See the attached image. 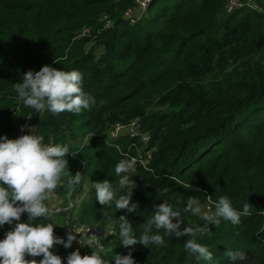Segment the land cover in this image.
Wrapping results in <instances>:
<instances>
[{
    "label": "trees",
    "instance_id": "obj_1",
    "mask_svg": "<svg viewBox=\"0 0 264 264\" xmlns=\"http://www.w3.org/2000/svg\"><path fill=\"white\" fill-rule=\"evenodd\" d=\"M226 3L155 0L148 16L133 22L124 12L135 0H0V136L30 118L31 130L45 144H68L77 153L67 157L68 171L82 178L71 188L70 177L62 178L57 193L68 200L71 192L75 199L83 176L118 185L116 164L141 144L131 136L105 142L106 130L115 124L139 118V129L150 134L152 159L146 167L137 164L132 177L138 211L117 210L114 201L100 205L93 187L91 197L69 212L80 222L114 227L103 242L111 264L116 253L129 251L135 264H230L228 250L246 253L240 264H264V0L255 5L243 0L232 12ZM104 13L113 19L107 28ZM85 28L89 34H83ZM45 64L82 72L84 91L103 105L79 114H41L24 106L14 83ZM209 195L213 208L227 195L238 210L250 203L252 213L238 225L223 219L219 227L209 225L212 232L198 242L213 252L212 261L189 254L184 244L190 237H165L162 246L121 245V215L139 235L155 204L182 208L190 196L206 203ZM61 216L51 213L33 223H53L55 235L66 239L70 229L58 223ZM27 219L24 213L21 221ZM193 224L204 221L184 214V226ZM13 227H0V240ZM78 248L82 255L93 251L74 242L52 251L67 264L68 254Z\"/></svg>",
    "mask_w": 264,
    "mask_h": 264
},
{
    "label": "clouds",
    "instance_id": "obj_2",
    "mask_svg": "<svg viewBox=\"0 0 264 264\" xmlns=\"http://www.w3.org/2000/svg\"><path fill=\"white\" fill-rule=\"evenodd\" d=\"M83 82V73L79 70L65 71L45 64L38 71L29 70L24 73L22 80L14 83V89L24 106L41 114L46 111L52 114H79L83 109L103 105V102L97 105L95 97L84 91ZM76 155V152H70L68 144H45L44 138L31 129L29 134L16 139H10L6 134L0 137V227L14 225L6 232L5 238L0 240V264H64V258L52 249L56 245L71 247L77 240L81 245L90 246L93 251L82 255L78 248L68 254L67 264H111L110 259L105 258L107 252L104 245L99 243L96 236L81 243L74 229L68 232L65 239L55 235L56 225L53 223H33L41 217H50L51 212L45 201L61 185L62 178L70 177L69 188L80 183L81 173L71 175L68 171L67 157ZM136 165V158H129L125 154V158L115 166V174L120 177L118 185L109 179L94 183L96 200L100 205L110 207L114 201L117 210H125L126 213L138 211V202H133L136 184L132 176L128 175L136 169ZM124 189L126 193L117 198L118 193ZM214 207V211L204 210L195 196L188 197L182 208L174 207L166 201L155 204L154 215L147 220L139 235L134 232L128 216L121 215L120 243L125 247L138 243L145 247L151 244L162 246L165 237H190L184 244L189 254L195 255L198 260L212 261L213 252L207 245L198 242L212 232L209 225L219 227L221 219L238 225L242 216L252 214L250 203L244 202L242 210H238L227 195L220 196ZM24 213L28 214L26 222L21 221ZM187 213L199 216L204 224L184 226V214ZM260 215H264V212ZM225 255L230 258V264H240L247 259L246 253L242 251L228 250ZM26 256L33 259H26ZM35 257L42 259L38 261ZM114 260L115 264H135L131 251L127 255L116 253Z\"/></svg>",
    "mask_w": 264,
    "mask_h": 264
},
{
    "label": "built area",
    "instance_id": "obj_3",
    "mask_svg": "<svg viewBox=\"0 0 264 264\" xmlns=\"http://www.w3.org/2000/svg\"><path fill=\"white\" fill-rule=\"evenodd\" d=\"M155 0H135V4L128 8L124 12V17L127 19L132 20L133 22L140 19L142 16H148L151 5L153 4ZM243 5V0H227V3L225 5V9L227 12H232L238 8H240ZM101 19L104 22V27L107 28L113 24V19L110 17L108 13H104L101 16ZM90 30L88 28H85L83 30V34H89ZM139 121L140 119H134L128 124L124 123H117L109 130H106L105 134V140L107 136L113 135L115 137L114 140H116L119 136H131V137H139V141L141 146H136V142H133L129 146V150L132 147L136 146L137 153L134 155H131L129 152L126 153L127 156L136 158L137 164L141 166L147 165L148 160L152 159L153 156V150L154 149H148V144L150 142V134L145 131H141L139 129ZM28 126V127H25ZM22 127L24 130L22 131ZM32 127V122L30 118H27L24 122H21L18 125H14L11 132L7 133L6 135L10 139H16L19 138L22 135L29 134V128ZM127 131L126 133L119 134L122 131ZM4 135L0 136L3 137ZM113 140V141H114ZM109 143V142H108ZM118 146V145H117ZM119 147V146H118ZM71 195V192H70ZM46 203V202H45ZM213 202L211 201L210 207L212 206ZM48 205V204H47ZM74 206V202L72 199L69 200L68 205L66 206H57L55 208L48 205L50 212L53 214H69L70 209ZM74 230L78 233V238L81 240V243H86L87 240L91 236H96L99 240V243L103 244L104 240L109 237L111 234L115 232L114 227L112 225H104L102 223H93V222H79ZM79 247H90L87 245H81L78 240L75 243Z\"/></svg>",
    "mask_w": 264,
    "mask_h": 264
},
{
    "label": "rangeland",
    "instance_id": "obj_4",
    "mask_svg": "<svg viewBox=\"0 0 264 264\" xmlns=\"http://www.w3.org/2000/svg\"><path fill=\"white\" fill-rule=\"evenodd\" d=\"M247 2H250L251 4H256L255 2H256V0H246ZM91 44L92 43H89L88 44V47H90L91 46ZM101 51V50H100ZM154 108H151V110H153ZM29 129H31V128H29ZM127 131L125 130V131H122V132H120L119 134H122V133H126ZM115 139V137H113V135H111L110 134V136H107V138H106V141L105 142H111V141H113ZM133 173L134 172H132V173H130V174H128V175H131L132 177H133ZM132 177H131V179H132ZM89 177H86V176H83V180H85V179H87V180H85V182H84V189H83V192L81 193V194H79L78 195V197L77 198H75L74 199V204L75 205H79L80 204V201H81V199L83 198H90L91 197V192H92V188H93V185H94V183L92 182V180H90V179H88ZM200 201V200H199ZM200 203H201V205L203 206V208H204V210H208V209H211L212 211H214L215 210V208H213V207H210V202H209V199H208V202H206V203H203V202H201L200 201ZM62 216H61V218H60V220H59V218H58V223L64 228V229H70V230H73L74 228H75V226L80 222L78 219H77V217H76V215H75V213H72V214H61ZM76 243V241H74V244ZM104 245V244H103Z\"/></svg>",
    "mask_w": 264,
    "mask_h": 264
},
{
    "label": "crops",
    "instance_id": "obj_5",
    "mask_svg": "<svg viewBox=\"0 0 264 264\" xmlns=\"http://www.w3.org/2000/svg\"><path fill=\"white\" fill-rule=\"evenodd\" d=\"M88 179H89V178H88ZM85 180H87V179H85ZM85 180L82 179L83 189H84V182H85ZM83 189H82V191H81L80 193H78V195L81 194V193L83 192ZM78 195L76 196V198L78 197ZM67 199H68V200H66V198H65L63 195L57 193L56 190H54V192L52 193L50 199L47 200V201H45V202H46L49 206H51V207H53V208H55V207H57V206H66V205H68L69 200L72 199V198L70 197V192L67 193ZM72 200H73V202H74V199H72ZM82 200H83V198L81 199V201H82ZM81 201H80V202H81Z\"/></svg>",
    "mask_w": 264,
    "mask_h": 264
}]
</instances>
